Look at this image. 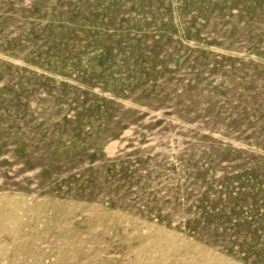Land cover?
<instances>
[{"label": "rangeland", "instance_id": "obj_1", "mask_svg": "<svg viewBox=\"0 0 264 264\" xmlns=\"http://www.w3.org/2000/svg\"><path fill=\"white\" fill-rule=\"evenodd\" d=\"M0 264H264V0H0Z\"/></svg>", "mask_w": 264, "mask_h": 264}]
</instances>
